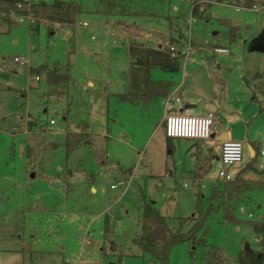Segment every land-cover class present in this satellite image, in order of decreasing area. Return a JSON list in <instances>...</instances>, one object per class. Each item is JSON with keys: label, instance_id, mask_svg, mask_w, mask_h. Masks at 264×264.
Instances as JSON below:
<instances>
[{"label": "rangeland", "instance_id": "rangeland-1", "mask_svg": "<svg viewBox=\"0 0 264 264\" xmlns=\"http://www.w3.org/2000/svg\"><path fill=\"white\" fill-rule=\"evenodd\" d=\"M77 1L83 11L73 25L39 18L32 33L36 18L0 21V264H160L134 241L145 199L155 201L169 227L187 231L198 194L206 215L199 236L223 251L219 264H236L246 245L262 250L252 226L264 221L262 158L245 149L242 162L224 167L212 158L219 148L197 141L199 150L187 138H174L171 151L164 116L184 104L192 113L211 108L232 138L264 144V50L252 48L264 38V11L245 8L264 0ZM196 1L204 12L190 28ZM188 39L203 49L191 60L192 72H129L131 41L158 47ZM217 45L230 54L208 51ZM44 64L64 66L70 80L48 83L43 71L31 73ZM149 78L181 85L170 105L165 96L150 105L119 99L145 92ZM80 120L90 124L92 143L68 158L67 122L88 134ZM248 166L254 169L244 173V190L225 189L220 169L235 176ZM203 177L210 180H196ZM214 188L219 197L212 205ZM85 236L91 245L84 248ZM207 245L177 243L169 264H209Z\"/></svg>", "mask_w": 264, "mask_h": 264}, {"label": "trees", "instance_id": "trees-1", "mask_svg": "<svg viewBox=\"0 0 264 264\" xmlns=\"http://www.w3.org/2000/svg\"><path fill=\"white\" fill-rule=\"evenodd\" d=\"M255 3L256 2H248L246 7H252ZM20 4L21 6H19ZM82 11V6L77 0H0V21L2 19L10 20L12 15L32 14L36 19H38L34 24L30 25L32 33H36L40 28L41 22L39 21V18L48 20L50 23L73 25ZM200 11L204 12V10H200V2H194L192 9L193 15L196 16V14ZM256 43L255 44L258 45V47L264 49V45L259 44L258 42ZM129 52L133 63L137 65L146 67H161L163 69H177L180 66L179 58L173 57L169 48L166 46L153 47L145 45L142 42L131 41L129 43ZM40 71H43L46 74V80L48 83L69 81L71 78L69 72L61 71L59 64H55L53 67H50L48 64H44L31 70V73L36 74ZM171 87V81L150 80L146 94L122 93L119 94V99L127 102H148L154 96H167L170 93ZM167 138L168 146L171 148V151H173L174 138L168 136ZM90 143L91 140L89 133L87 135H83L75 131H68L66 133L67 157L69 158L70 155L82 144L89 145ZM250 145L256 151V155L252 157V159H254L259 155V150L262 145L256 140L250 142ZM253 169V166L245 167L235 176L233 180L225 184V189L230 190L232 193H239L243 191L246 187V178L244 177V173ZM262 184H264V179L262 180ZM198 195V202L196 204L198 215L193 214L188 217L193 224L187 231H184L181 227L175 230L169 227L168 217L160 212V210L156 207L155 201L145 199L143 213L141 215V230L134 237V241L141 248L143 253L156 257L160 264H169L171 250L177 243L188 242L190 245L195 247L207 245L205 239L199 236V232L204 225L206 215L201 207V197H203V195ZM217 197H219L218 191L214 188L210 197L212 205L214 199ZM225 211V217L232 220V218L228 215L226 207ZM105 223L107 232L109 224L108 217ZM252 226L256 236L259 238V242H261L262 250L247 251L242 249L236 260V264H264V221H253ZM208 247L209 264H219L222 260L221 255L223 251L216 246ZM63 264H67V262H63Z\"/></svg>", "mask_w": 264, "mask_h": 264}, {"label": "built area", "instance_id": "built-area-1", "mask_svg": "<svg viewBox=\"0 0 264 264\" xmlns=\"http://www.w3.org/2000/svg\"><path fill=\"white\" fill-rule=\"evenodd\" d=\"M21 6V4L19 5ZM251 8L256 11H264V3H255ZM240 9V7H238ZM17 16L20 22H25L29 20V22H33L35 17L32 14H22V15H12ZM190 28L196 22V17L193 15L189 20ZM84 27H89L90 23L84 21L81 23ZM97 27V25H95ZM108 32H111V27L108 28ZM191 38V33L189 35ZM191 39L187 41H180L179 44H175L172 42H167L165 44H160L158 47L166 46L169 48L173 57L181 58L183 61L188 62L193 58L200 56L203 50L202 48H198L194 46L191 42ZM205 46L203 48L207 49L208 40H205ZM210 52L216 54H230V50L225 46H213L212 50H208ZM16 63H20L22 65L28 64V60L21 57L16 56L14 58ZM173 99L169 97L167 99V105L172 103ZM216 114L214 111H208L205 114H190L185 112H172L168 113L165 116V132L168 137L172 138H188V139H209L212 134V128L215 125ZM51 124H55V120H51ZM48 128H52L53 126ZM245 149L247 150V146L244 142L234 138H227L221 141L220 145V155L219 159L221 164L225 167L227 165H233L235 163L242 162L244 159ZM259 156L262 158V168L264 169V144L261 146L259 150ZM219 178L223 182L231 181L235 178L234 175L229 173L225 168L220 169ZM120 184H124V181H120ZM187 186V184H185ZM117 187V185L112 186ZM243 208V207H242ZM252 216V214H250ZM88 245H91V239L86 237L84 238V248Z\"/></svg>", "mask_w": 264, "mask_h": 264}, {"label": "crops", "instance_id": "crops-1", "mask_svg": "<svg viewBox=\"0 0 264 264\" xmlns=\"http://www.w3.org/2000/svg\"><path fill=\"white\" fill-rule=\"evenodd\" d=\"M197 57H202L201 55L200 56H197ZM197 57H195V58H197ZM194 59V58H193ZM179 60H180V66L177 68V69H163V68H161V67H146V66H141V65H137V64H134L133 63V60H132V58H131V62H132V64H133V67L134 68H131V70L129 71V72H153L155 69H161V70H165L166 72H179V71H182V72H192V71H190V70H188V67H190L191 65H193V64H195V63H193V64H190V63H192V61L190 60V61H188V62H185V61H183L181 58H179ZM60 66V68H63L64 66H61V65H59ZM136 67H138V68H136ZM69 69V68H68ZM138 69V70H137ZM64 72V71H63ZM44 78H46V74H43L42 75ZM70 76H71V74H70ZM150 80H156V79H151V78H149L148 79V82H147V87H146V91L145 92H143V93H141V92H126V93H137V94H146L147 93V90H148V85H149V81ZM157 80H162V79H157ZM168 81H171L172 82V87H171V90H170V93L167 95V96H165V97H167V99L169 98V97H171L172 99H174V96L175 95H177L178 93H179V91H180V89H181V85H179V86H175V83L172 81V80H168ZM89 85H94V82L92 81V80H90L89 81V83H88ZM119 94H122V93H119ZM119 94H118V96H119ZM155 97H160V95H158V96H154L153 98H151L148 102H143V101H140V102H135V101H133V102H131V103H134V104H141V103H144L145 105H150L151 104V101H153L154 100V98ZM208 111H213V109H211V108H209L208 110H207V112ZM176 112H185V113H190V114H198L199 115V113H192V112H190V110H189V107L187 106V105H181L178 109H177V111ZM168 114V112H166V114H165V116ZM202 114H205V113H202ZM216 114V113H215ZM165 116H164V118H165ZM66 119H68V117H66ZM165 120V119H164ZM80 121H82L83 123H85L86 124V126L88 127V133L90 134V140H91V138H92V135H93V132H91L90 131V124L89 123H87L86 121H84V120H80ZM70 121H68L67 122V127H68V123H69ZM66 127V133L68 132V131H73L72 129H68ZM214 127V129H213V131H212V133H216L217 135H223V134H225V133H228V138H232V136H231V132L229 131V130H227V129H225L224 127H223V125L221 124V122L218 120L217 121V115H216V121H215V125L213 126ZM211 138V137H210ZM179 139H182V138H179ZM188 139V138H187ZM227 139V138H226ZM235 139V138H234ZM190 140H193L194 142H193V145H195L196 146V149H199L200 150V147H198V145H196V143L195 142H197V141H199V142H202V143H204V145H205V148H219V154L218 155H216L215 157H212V158H216L219 162H220V159H219V155H220V145H221V141L220 140H217V139H215V138H212V141L210 140L209 141V143L206 141V139L204 140H202V139H190ZM249 142H252V141H249ZM91 143H92V140H91ZM90 143V144H91ZM89 144V145H90ZM248 144H250V143H248ZM247 150H248V145H247ZM248 152H249V150H248ZM198 156H199V151H197V158H198ZM198 160V159H197ZM197 160H196V162H195V165H194V167L196 166V163H197ZM194 167H192L191 169H193ZM170 170L171 169H168V171L170 172ZM172 170H174L175 172L172 174V176H174L175 177V179L177 178V176H176V169H172ZM188 170H190V169H188ZM238 174V173H237ZM236 174V175H237ZM235 175V176H236ZM208 177H203V178H201L200 180L199 179H196V180H198L199 182H201V181H203V180H206ZM194 179V178H193ZM208 180H210V178H208ZM186 184V183H185ZM185 184H184V186H185ZM188 186V185H187ZM186 186V187H187ZM264 187V184H262V185H260V187L259 188H263ZM92 191H93V189L96 191V187L95 186H92ZM243 208H244V206H243ZM251 214V213H250ZM253 216V215H252ZM251 216V217H252ZM83 228V227H82ZM258 243H259V238H258Z\"/></svg>", "mask_w": 264, "mask_h": 264}, {"label": "water", "instance_id": "water-1", "mask_svg": "<svg viewBox=\"0 0 264 264\" xmlns=\"http://www.w3.org/2000/svg\"><path fill=\"white\" fill-rule=\"evenodd\" d=\"M256 43V41L255 42H253V45H252V48L254 49H260V50H264L263 48H260V47H258V45H256L255 44ZM257 46V47H256ZM211 138H215V139H217V140H224V139H226V138H228V133H225V134H223V135H217L216 133H212L211 134ZM248 150H249V154H250V156L251 157H254L255 155H256V151L254 150V148L250 145V144H248ZM245 250H247V251H252V249L250 248V246L249 245H246L245 246Z\"/></svg>", "mask_w": 264, "mask_h": 264}, {"label": "flooded vegetation", "instance_id": "flooded-vegetation-1", "mask_svg": "<svg viewBox=\"0 0 264 264\" xmlns=\"http://www.w3.org/2000/svg\"><path fill=\"white\" fill-rule=\"evenodd\" d=\"M256 42H258L259 44L264 45V38L260 37V38H258V40Z\"/></svg>", "mask_w": 264, "mask_h": 264}]
</instances>
